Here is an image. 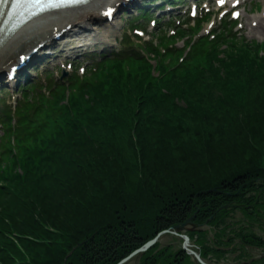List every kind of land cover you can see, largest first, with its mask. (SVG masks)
<instances>
[{
	"label": "trees",
	"instance_id": "trees-1",
	"mask_svg": "<svg viewBox=\"0 0 264 264\" xmlns=\"http://www.w3.org/2000/svg\"><path fill=\"white\" fill-rule=\"evenodd\" d=\"M126 40L96 72L48 80L47 92L41 82L22 85L16 108L0 107V264H116L194 211L190 237L199 235L210 259L198 227L224 226L231 210L218 208L249 181L260 186L239 204L260 206L264 56L241 44L220 50L219 33L195 40L178 66L157 63L155 76ZM211 83L225 86L219 98ZM220 140L243 155L230 167L245 173L237 180L226 166L197 159ZM243 233L234 237L259 247ZM181 249L159 240L127 264H199Z\"/></svg>",
	"mask_w": 264,
	"mask_h": 264
},
{
	"label": "rangeland",
	"instance_id": "rangeland-1",
	"mask_svg": "<svg viewBox=\"0 0 264 264\" xmlns=\"http://www.w3.org/2000/svg\"><path fill=\"white\" fill-rule=\"evenodd\" d=\"M148 1V0H145ZM148 2H152V6H156L159 4L160 7L163 8V5L166 4V0H149ZM147 2V3H148ZM205 5V3L203 4ZM256 5H260L258 9ZM246 6V7H245ZM154 9L150 8L148 11H146V16L153 18V20L145 18H139L143 21L141 22V26L144 28V30L139 31L137 33L138 35H135V32L131 30V19H134L136 15V11L130 13L128 11L123 10L118 16H116V19L114 20L115 23H118V25L114 26L111 22H105L104 24H97L92 27H89L90 30H93V32L84 33L81 30L73 31L76 36L83 38L85 37L84 34H87V36L82 40H77L76 38H73V44L77 45V47H74L73 49H69L66 47V42H62V45H56V55L54 57H51V61L49 62H34L33 64L29 65V67H26L23 69V77L19 80L18 77H16L14 80L10 81V83L14 84L15 87L10 88L3 87L0 88V96L4 97L5 99H8L9 97L12 98V95H16V91L19 92L22 90V87L17 86L16 81H20L22 83L27 82L26 86H29L33 82H39L40 80L44 81V84H46V80L49 78L54 77V79L62 80L67 78L70 75H74L75 73L79 76H83L92 72H95L92 67L96 65V62L101 58V54H103L102 49L108 45L114 46L113 51L107 53L108 56L107 59L112 58L113 55H117L115 51H121L119 48L123 45L122 38L131 45L140 44L141 46L135 47V51H139L141 47L146 48L147 50L142 53L145 59L148 60L149 63H152L153 65H156L157 63L164 62L165 64H171L175 65L179 61L181 56H184L183 48L184 45L189 46L193 43V40L198 36L197 34H205L206 36H209L211 32L214 30L217 33H220L221 40H223L222 44L219 45L220 50H225L228 48V46H236L239 47V44L242 45L243 48L247 47L249 49H252L253 51L257 52L259 56H264V21L257 20V24L254 25L256 20H253L255 17V14L260 16L262 14V11L264 9V0H246L244 2V6H242V17L238 19L237 25L234 27V29L231 27L232 17L229 16H223V17H229L230 21L227 25L229 29H222L221 26H225V24L217 27L220 22L221 18L218 15V12L216 15H213V19L205 23L198 32H196L191 37L182 38L176 35H168L166 34L162 29V22L159 26L156 24L153 25V22H157L156 17L160 18L158 16V12H162L165 9ZM173 12V11H171ZM169 12V13H171ZM140 13V12H139ZM143 12L141 11V14ZM127 18H131L127 21ZM162 21V20H161ZM95 26H98L99 29H96ZM217 27V28H216ZM231 27V28H230ZM216 28V29H215ZM127 32H129L127 34ZM127 35V36H126ZM164 35L168 36V39L165 38ZM140 36H143L145 39L150 41H145L141 38V40L137 41ZM72 39V38H70ZM173 39L175 41H173ZM170 42H176L173 46L168 47L167 49L163 47L165 44V41ZM188 42L187 44H185ZM148 42L149 45L159 46V49L161 53H163L162 57H157L155 54L149 51V46L147 45ZM165 50V51H164ZM84 51H88V54H84ZM187 52V48L185 50ZM113 53V54H112ZM170 53V54H169ZM181 53V54H180ZM84 54V55H83ZM106 55H103L104 57ZM73 56H79L77 58V62L74 64V66H70L68 62L73 61ZM76 59V58H75ZM105 59V60H107ZM91 62L90 64H88ZM246 62V61H245ZM108 64V63H107ZM107 64L105 66H107ZM111 64V63H110ZM203 71L211 75V70H209L210 65L207 62L205 63ZM84 66V67H83ZM115 66V65H113ZM178 66V65H176ZM236 66H229L227 70L229 69H235ZM80 68V69H79ZM75 70V72H74ZM104 70V69H103ZM101 70V71H103ZM64 71H67L64 73ZM236 71V70H234ZM84 72V73H83ZM51 76H50V75ZM67 74V75H66ZM50 76V77H48ZM157 76V75H155ZM166 77V75H163ZM102 77H105L103 75ZM27 80V81H26ZM33 80V81H32ZM4 82V83H3ZM7 82L6 79L0 80V85H3ZM214 86V95L215 97L219 98L222 93L225 91V86L223 84L219 83V86L216 84L211 83ZM21 97V96H20ZM208 94L204 95V102H209L210 99L207 98ZM20 98H17L15 102H17ZM64 104V103H63ZM183 104H186L183 102ZM1 106V105H0ZM202 129V128H201ZM203 129L201 130L202 133ZM3 133V127H1L0 124V136ZM227 141H230V136H226ZM227 141H216L215 144L217 145L214 150H217V148H221L220 151H217L215 153L214 150L211 153L212 155L208 156L207 158H203L202 156L197 157V159H203L205 162H207L208 167L211 168L214 165H218V167L226 166L230 173V176H234V180H237L245 175L242 171H239V169L235 168L237 164L240 162L243 163V155L242 153L238 154L234 150V147L227 145ZM264 146V144H263ZM199 152L201 151V146L199 147ZM260 159L262 160V163L264 164V152L262 153ZM234 160H238V162H235ZM233 161V162H232ZM232 164H235L233 168H230ZM219 168L217 171H220ZM215 173V172H214ZM222 174V171H221ZM250 185H247L246 187H243L242 185L235 189V193L233 197H236L232 201H226L224 202L221 207L218 209H224L229 208L231 211L226 216V220L224 223V226H215L211 227L207 223L203 224V226L198 227L199 229L204 230L206 234L205 238V244L204 246L209 249V257L208 259L213 264H238L240 262H249L251 260L257 261L256 264H264V190L260 192L258 197L260 198L258 208L256 210H253L252 208L242 209L241 205L239 203L244 202L247 199H252L256 195L257 188L260 186V183L256 184L252 181ZM235 185L231 184L228 186V188H234ZM261 189H264V187H261ZM214 190V189H212ZM211 190V191H212ZM246 193V195H245ZM230 194V193H229ZM245 195V196H244ZM238 197H242L239 199ZM197 208H199L197 206ZM195 212V211H194ZM192 212L191 216L186 218L187 220L181 223H178L176 225H181L183 223H186L189 219L191 221L187 222L186 226L180 230L185 231V234L189 235L190 238V244L192 248H195L196 250L200 249L199 243V235L195 234L192 238L190 237V232H192V222L193 217L196 215V213ZM176 225H173L171 227H174ZM170 227V228H171ZM244 230L245 234H251L253 238L255 239L256 243H258L259 247L253 246L252 243H249L251 245H243L238 239L239 237H234L236 231ZM219 232L222 234V240H219L215 237V233ZM237 239H234V238ZM232 239V242L227 245V241ZM217 239V240H216ZM163 244H172L174 248L181 249V254L187 252V250L182 246V241L179 239L178 236L174 234H167L164 235L162 239H160ZM223 241L226 242V244H223ZM239 242V243H238ZM248 246V247H247ZM247 247V248H246ZM183 250L185 252H183ZM219 250H224L222 253L219 252ZM199 251V250H198ZM189 254V252H187ZM190 255V254H189Z\"/></svg>",
	"mask_w": 264,
	"mask_h": 264
},
{
	"label": "bare ground",
	"instance_id": "bare-ground-1",
	"mask_svg": "<svg viewBox=\"0 0 264 264\" xmlns=\"http://www.w3.org/2000/svg\"><path fill=\"white\" fill-rule=\"evenodd\" d=\"M117 2L121 3L123 0H93L88 5L49 11L38 16L9 36L0 46V67L7 62V59L16 54L18 48L26 47L34 41L40 40L44 42L43 46H50L53 35L61 26L72 24L71 30H79L98 24V20L103 16L104 11L112 12V9L108 7L115 6ZM253 20L264 21V11L260 16L255 15ZM29 60L30 63L32 59Z\"/></svg>",
	"mask_w": 264,
	"mask_h": 264
},
{
	"label": "water",
	"instance_id": "water-1",
	"mask_svg": "<svg viewBox=\"0 0 264 264\" xmlns=\"http://www.w3.org/2000/svg\"><path fill=\"white\" fill-rule=\"evenodd\" d=\"M189 221H191V219H189L187 222H189ZM187 222L183 223L181 225H176L174 227H171L169 230H164V231L160 232L156 237L148 240V242H146V244L137 248V250L133 251L126 258L120 260L116 264H127L128 261H130L134 257H138V255L145 252L146 250H148L149 247H151L152 245L157 243L163 234H170V233L180 235V237L182 236L183 241H184L183 247L187 250V252H189V254H191L192 256L195 257V259L198 261V263L210 264L209 262H207L205 259L202 258L200 252H197L196 250L192 249V246L190 244L189 235H187L185 233L180 234V230L186 226Z\"/></svg>",
	"mask_w": 264,
	"mask_h": 264
},
{
	"label": "snow or ice",
	"instance_id": "snow-or-ice-1",
	"mask_svg": "<svg viewBox=\"0 0 264 264\" xmlns=\"http://www.w3.org/2000/svg\"><path fill=\"white\" fill-rule=\"evenodd\" d=\"M220 2H221V3H223V0H220ZM237 2H238V0H237ZM233 15H236V16H238V15H239V13H233Z\"/></svg>",
	"mask_w": 264,
	"mask_h": 264
}]
</instances>
